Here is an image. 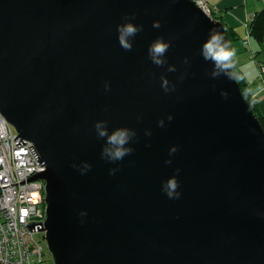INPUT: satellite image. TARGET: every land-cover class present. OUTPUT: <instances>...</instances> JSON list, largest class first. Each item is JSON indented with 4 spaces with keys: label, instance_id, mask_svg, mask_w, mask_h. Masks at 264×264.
Instances as JSON below:
<instances>
[{
    "label": "water",
    "instance_id": "water-1",
    "mask_svg": "<svg viewBox=\"0 0 264 264\" xmlns=\"http://www.w3.org/2000/svg\"><path fill=\"white\" fill-rule=\"evenodd\" d=\"M132 15L143 30L126 51L116 26ZM210 32L228 44L194 0H0V113L45 164L30 179L45 182L36 230L55 264H264V129L233 68L210 76ZM96 120L134 129V151L102 159ZM172 175L178 199L161 190Z\"/></svg>",
    "mask_w": 264,
    "mask_h": 264
},
{
    "label": "built area",
    "instance_id": "built-area-1",
    "mask_svg": "<svg viewBox=\"0 0 264 264\" xmlns=\"http://www.w3.org/2000/svg\"><path fill=\"white\" fill-rule=\"evenodd\" d=\"M194 2L209 16L215 9L207 0ZM248 37L242 41L245 47ZM257 69L262 78L263 61ZM44 169L33 144L0 114V264H43V244L35 234L45 219V182L30 178Z\"/></svg>",
    "mask_w": 264,
    "mask_h": 264
},
{
    "label": "clouds",
    "instance_id": "clouds-1",
    "mask_svg": "<svg viewBox=\"0 0 264 264\" xmlns=\"http://www.w3.org/2000/svg\"><path fill=\"white\" fill-rule=\"evenodd\" d=\"M135 19L132 15L130 18L125 16L124 22L119 23L116 26L117 29V39L119 45L122 49L130 51L132 49V38L135 37L139 32L143 30V25L134 24L131 20ZM153 27L159 28L160 24L158 21H153ZM170 47V42L157 37L148 46V57L150 61L159 67H163L166 63L165 54ZM200 54L205 61H210L213 65L210 76L212 78H219L221 75L226 78L233 80L234 73L231 71L234 67L233 59L235 57V50L230 48L225 42L224 37L216 32H210L208 38L203 41L200 49ZM167 71L175 72L176 68L174 65L169 64L167 66ZM161 88L167 93L174 90V85H171L168 79L161 75ZM105 90H109V85L105 82ZM221 95L227 97L228 93L221 90ZM167 119L172 120L171 114L168 115ZM164 120L160 119L157 121L158 126H164ZM94 129L97 139H102L104 141L100 156L102 159L109 163L116 164L122 161L126 156L130 155L134 149L131 147L132 141L136 138V131L129 127H115L111 131L108 129V122L106 120H96L94 122ZM145 135L150 136V130H145ZM177 146L172 145L169 148V157L177 152ZM166 164H171V159L165 160ZM74 168L79 169L81 174H84L87 170L91 168V165L87 162H81L78 166L75 163L72 165ZM119 169L110 168L109 175H114ZM179 172V169H176ZM179 182L176 175L169 176L166 180L162 181L161 190L169 199H178L180 197ZM81 215H85L81 212Z\"/></svg>",
    "mask_w": 264,
    "mask_h": 264
},
{
    "label": "crops",
    "instance_id": "crops-1",
    "mask_svg": "<svg viewBox=\"0 0 264 264\" xmlns=\"http://www.w3.org/2000/svg\"><path fill=\"white\" fill-rule=\"evenodd\" d=\"M215 6L214 15L224 23L226 27L234 28L239 39L229 43V47L235 50L234 61L245 76L249 90L254 96L258 109L264 113V75L258 78L256 60L264 61V54L254 53L259 50L258 44L250 38L249 47L243 45L246 35V24L259 10L264 8V0H207ZM263 55V56H262Z\"/></svg>",
    "mask_w": 264,
    "mask_h": 264
},
{
    "label": "trees",
    "instance_id": "trees-1",
    "mask_svg": "<svg viewBox=\"0 0 264 264\" xmlns=\"http://www.w3.org/2000/svg\"><path fill=\"white\" fill-rule=\"evenodd\" d=\"M213 17L217 18L215 15H212ZM226 34L228 38V45L231 41L239 39L238 33L234 28L226 27ZM248 34V36H247ZM248 37L253 38L254 41L258 44L259 50L254 53V57H256L258 54H264V8L257 11L247 22L246 24V35L243 38L245 40ZM261 60H257V63ZM264 62V61H263ZM233 70L236 76V79L240 85L241 91L248 101V103L251 105L254 113L256 114L260 124L262 125V128L264 129V113H262L257 106L256 100L254 96L251 94L249 90V83L247 82L245 76L239 69L238 65L233 59Z\"/></svg>",
    "mask_w": 264,
    "mask_h": 264
},
{
    "label": "rangeland",
    "instance_id": "rangeland-1",
    "mask_svg": "<svg viewBox=\"0 0 264 264\" xmlns=\"http://www.w3.org/2000/svg\"><path fill=\"white\" fill-rule=\"evenodd\" d=\"M214 13H215V9H214V11H213V13L211 14V17H213L212 15H214ZM216 19H218V18H216ZM222 22V21H221ZM223 23V22H222ZM224 24V23H223ZM252 40H254L253 38H251ZM263 56V55H262ZM256 65H257V60H256ZM42 233L41 232H37L36 234H35V236H36V238L37 239H39L41 242H42V244H43V264H55L54 263V260H53V258H52V255L49 253V251H48V249H47V247H46V244H45V242L44 241H42Z\"/></svg>",
    "mask_w": 264,
    "mask_h": 264
},
{
    "label": "bare ground",
    "instance_id": "bare-ground-1",
    "mask_svg": "<svg viewBox=\"0 0 264 264\" xmlns=\"http://www.w3.org/2000/svg\"><path fill=\"white\" fill-rule=\"evenodd\" d=\"M1 114V113H0ZM3 117V116H2ZM4 118V117H3ZM5 119V118H4ZM6 120V119H5ZM8 123V122H7ZM9 124V123H8ZM10 125V124H9ZM13 129H14V127L12 126V125H10ZM14 131H16L15 129H14ZM18 134V133H17Z\"/></svg>",
    "mask_w": 264,
    "mask_h": 264
}]
</instances>
